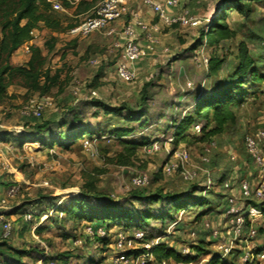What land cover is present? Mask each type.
Segmentation results:
<instances>
[{
  "label": "rangeland",
  "instance_id": "obj_1",
  "mask_svg": "<svg viewBox=\"0 0 264 264\" xmlns=\"http://www.w3.org/2000/svg\"><path fill=\"white\" fill-rule=\"evenodd\" d=\"M56 1L63 6V10L54 9L63 20L62 27L55 32L40 27L32 42L41 48L45 67L52 73L60 71L58 81L47 92H39L28 90L21 78L15 76L0 105V200H7L0 202V214L13 225L7 238L0 228V242L5 241L7 253L19 257L24 264H112L117 232L130 233L131 229L111 222L107 228L109 241L104 243L98 234L87 232L90 225L96 228L95 222L67 213L65 207L70 199L81 197L80 193L100 194L128 206L146 208L144 200L134 199V193L168 194L184 190L206 194L211 199V212L199 217L203 207L190 206L177 213L172 210L173 218L165 222L150 218L140 224L147 232V242L152 246L163 242L183 259L166 258L169 264H200L214 253L242 264L241 249H247L249 244L264 248V231L246 243L225 224L227 218L221 211L224 207L221 199L225 196L221 194L235 196L240 206L243 200L240 182L247 178L256 188L262 181L257 165L246 153L244 137L247 131L264 125V83L245 84L246 100L230 105L236 120L228 122L215 135L204 137L203 132L196 134L192 127L196 123L206 125V130L213 127L212 111L207 116L191 113L197 92L216 87L237 67L241 46L248 48L264 72V1L250 2V16L232 10L224 22L231 32L226 36H209L206 31L222 0H179L174 15H186L188 22L164 23L158 30L145 34L158 40L163 37L164 44L159 51L154 46L156 52L151 49L136 61V77L132 81L118 77L116 64L121 48L115 45L118 36L107 33L109 27L119 30L122 24L112 23L93 32L94 36L71 38L65 35V28L70 23L79 24L92 9L75 17L71 15L74 7L78 4L77 9L85 10L88 0ZM52 36L55 42L50 49ZM26 43L13 53L12 64H26L31 54ZM164 47L169 50L162 52ZM211 57L222 61L215 70L209 66ZM95 58L96 64L91 62ZM144 91L148 99L142 121L129 123L122 115L107 113L94 104L100 100L112 107L126 104L138 110ZM31 99L44 103L40 117L23 113ZM74 115L88 123L95 133L77 138L67 147L48 142L47 128L54 133L67 131ZM186 116L193 120L182 130L185 137L178 134L180 140L175 142V125ZM44 123L49 125L43 126ZM130 125L134 130L124 139L140 143L147 139L131 155L123 139L110 134L115 127ZM26 134L33 135L22 140L20 137ZM181 149L189 151V161L185 166L166 171L164 166L176 162V153ZM231 152L237 154V160L230 158ZM185 169H195L197 175L187 180ZM137 174L147 176L144 187L134 186L132 178ZM208 178L213 185L204 193ZM11 189H15L13 195L9 194ZM262 201L252 198L245 203L260 206ZM150 206L157 211L169 203L157 201ZM212 227L220 230L218 237L211 234ZM194 230L195 236L191 234ZM218 242L230 247L227 255ZM199 244L205 249L197 256L195 246ZM187 256L195 258L185 261ZM8 262L12 263L11 259L0 254V264Z\"/></svg>",
  "mask_w": 264,
  "mask_h": 264
},
{
  "label": "trees",
  "instance_id": "obj_2",
  "mask_svg": "<svg viewBox=\"0 0 264 264\" xmlns=\"http://www.w3.org/2000/svg\"><path fill=\"white\" fill-rule=\"evenodd\" d=\"M96 1L97 0H90L85 2L89 7ZM263 1L264 0H222L221 5L215 12V18L210 24V29L206 31L207 35H228L231 31L224 22L232 10L238 9L245 16H250L252 10L250 2L259 3ZM41 23L44 26L51 28L53 31L60 29L63 25L62 18L54 11L50 0H0V105L6 98L8 87L12 83L15 76L21 78L23 86L28 90L39 92H47L50 87L58 81L60 71L56 69L54 73H52L51 69L45 67V58L38 45L31 44L29 46L31 55L26 64L14 65L10 61V58L17 49L33 39L32 33L35 29H39L41 27ZM74 25L75 24L70 23L68 27H72ZM51 39V42L48 43L50 49L54 47L55 37L52 36ZM221 64L222 61L217 59V57H211L209 59V66L212 70L217 69ZM251 82L258 84L264 83V72L260 70L255 57L249 52L248 48L246 46H241L239 52V63L233 72L220 80L216 87L208 90H201L196 94L195 105L191 110V113H195L198 116H207V113L212 111L213 119L215 121V125L208 130L205 129L206 125H203L202 132L204 137L212 136L223 131L228 122L236 120V113L230 105L246 100L248 93L247 91H244L245 84ZM141 99V108L138 110L130 108L126 104L112 107L100 100L96 101L94 104L96 106H100L107 113L110 112L122 115L124 120L131 123L132 121H142L143 119L145 113L144 107L148 99L145 91L143 92ZM192 120L191 116H186L179 124L175 125V142L180 140L176 137V135L182 134L181 137H185L182 130L188 127ZM69 123V129L61 133H54L50 127V129L47 128L46 138L49 140L47 141L54 143L58 142L67 147L70 142L76 140L77 138L95 133L94 129H92L88 123H83L76 115L73 116ZM75 123L78 125L73 126ZM48 125L49 123H44L43 126ZM194 125L192 127H194ZM38 128L41 130V126ZM133 130V125L121 126L113 128L110 133L119 139H123L124 146L130 155L134 154L139 144L147 143V139H143L141 143L139 141H129L124 139L130 135ZM1 133L2 132H0V134ZM32 135L33 134H26V136H22L20 138L22 140L31 139ZM144 186H139L137 188ZM80 194L81 197H74L70 199V203H68L65 209L69 214L88 219L91 223L95 222L96 227L104 226L108 228L109 224L113 222L115 224H121L128 229H141L142 227H140V224L146 223L150 218H154L162 222H165L168 218H173V214L171 213L172 210L177 213L178 211L189 208L190 206H202L203 209L198 213L199 217L210 213L212 210L210 205L211 199L206 194L197 195L189 190L168 194H162L161 192H154L148 195H144L141 192L134 193L132 195L134 199L144 200V203L147 205L146 208L128 206L121 201L107 199L100 194ZM223 195L225 196L221 199V202L224 207L221 211L222 214L225 215L230 196H227L224 193L221 194V196ZM90 200H96L97 203L93 205L88 202ZM128 201L129 200H127V202ZM157 201L167 202L169 203V206L162 207L156 211L150 206V204ZM86 207L89 209H86ZM259 207L264 212V200ZM249 225L250 223L247 222L246 226L249 227ZM212 229L214 228L212 227ZM102 239L104 243L109 241L108 238ZM195 249L197 250V256H199L205 248L199 244L195 246ZM244 250L245 248L241 249V257ZM18 251L19 253L21 252V250ZM151 251L155 256L156 262H161L169 257H174L176 261L183 260L179 254L175 253L174 250L170 249L163 242L153 245ZM7 252L8 250L6 249L5 241H1L0 254L11 259L12 263H8L24 264L22 259ZM193 258L195 257L187 256L185 261H191ZM205 264H235V261L229 260V257L223 256L220 253H214L209 257Z\"/></svg>",
  "mask_w": 264,
  "mask_h": 264
},
{
  "label": "built area",
  "instance_id": "obj_3",
  "mask_svg": "<svg viewBox=\"0 0 264 264\" xmlns=\"http://www.w3.org/2000/svg\"><path fill=\"white\" fill-rule=\"evenodd\" d=\"M132 2H140L142 5L151 9L160 20L167 24H174L180 22L185 24L188 22V17L175 16L170 8L178 5L179 0H101L94 8L93 13L81 21L79 24L71 27L69 33L73 37H86L91 35L95 31H101L108 28L112 23H116L124 18L129 11V5ZM52 6L56 10H63L61 2L54 1ZM136 20L134 23H123L119 30L111 28V32L118 36V41L115 43L116 46L121 48V57L116 64V73L123 81H132L136 77V61L145 54V51L139 43L137 37V27L148 31V25L144 20L138 17V13H134ZM157 29V28H156ZM150 33V32H149ZM152 41L156 38L151 37ZM148 35V36H149ZM169 49L165 48L167 52ZM92 63L96 64L98 59H92ZM96 91L93 90V94ZM43 102H36L34 99L30 100V103L25 106L23 110L24 114H31L33 117H40L43 112ZM203 124L196 123L193 127L196 134L202 132ZM244 147L246 153L250 157L251 161L257 165L259 169V175L262 181L256 188H253L249 179H243L240 182V191H242L243 200L241 205L237 206V200L235 196H230L225 212L227 220L225 224L229 225L232 232L244 238L245 242L248 243V239L256 237L260 231H264V212L258 205L246 202L251 198H255L258 201L264 200V125L252 130L247 131L244 137ZM178 159L176 162L164 166L165 170L171 172L179 165H184L190 159V153L187 149H181L176 153ZM232 160H237V154L235 152L230 153ZM205 160H208L205 158ZM197 175L195 169H185L184 178L192 179ZM132 182L135 187L144 186L148 183L147 176L145 174H137L133 176ZM213 182L210 178L206 182L204 193L211 189ZM15 189L9 190V194L13 195ZM1 203H6V198L0 200ZM30 216V215H29ZM250 225L247 228V235L243 234L246 227V223ZM0 228L2 229V236L7 238L10 237L13 231L12 222L5 218L3 214H0ZM89 234H98L102 238H108L110 232L104 226H98L96 228L90 225L87 229ZM195 236V231L191 233ZM214 237L220 235L219 229H212ZM147 232L143 229L134 228L131 229L130 233L118 231L115 237V254L112 257V264H169L164 259L161 262H156L155 256L151 251L152 245L146 241ZM220 248H225V255L230 252V247L225 246L221 242H218ZM141 245V247H138ZM189 251V250H188ZM243 264H258L261 260H264V248L258 249L254 244L248 245L247 249L241 257ZM208 259H203L200 264L207 262ZM181 264H187V262Z\"/></svg>",
  "mask_w": 264,
  "mask_h": 264
},
{
  "label": "crops",
  "instance_id": "obj_4",
  "mask_svg": "<svg viewBox=\"0 0 264 264\" xmlns=\"http://www.w3.org/2000/svg\"><path fill=\"white\" fill-rule=\"evenodd\" d=\"M52 3L56 0H50ZM71 3L73 2L72 0H69ZM90 1V0H88ZM101 0H97L95 3H93L91 6L89 7H86L85 10L78 8V4L74 7L75 8V12L74 13H71L72 16H79L81 14H84L88 11H90V9H92L90 15L93 13V10H94V7L100 2ZM176 10H177V6L175 7H172L170 8V11L173 13V14H176ZM134 13H138V17L142 20L145 21V23H147L148 25V31H146L145 29H141L140 27H137V37H138V40H139V43L141 44V46L143 47L144 51H145V54L147 55L148 52H150V50L156 46L155 48L157 49L156 51H159V47L164 44V40H163V37L160 38L158 40V38L155 40V41H152L151 38L148 36V35H145L147 34V32H152L154 30H158L159 28H161L162 26H164V22L162 20H160V18L151 11V9H149L148 7L142 5L140 2H132L130 5H129V11L128 13L124 16V18L120 21H118V25L120 24H123V23H134L135 20H136V17L134 16ZM62 23H63V20H62ZM75 26V25H74ZM41 27H45V28H48L46 26H44L42 23H41ZM73 27V26H72ZM113 27V26H112ZM112 27H109V29L107 30V33L108 34H112L111 32V28ZM71 28V27H70ZM68 27L65 28V35L66 36H69L71 38H74L70 33H69V29ZM157 28V29H156ZM50 30H52L51 28H48ZM38 29H35L33 31V35H35V32L37 31ZM53 31V30H52ZM55 32V31H53ZM92 36H94V34L92 33L91 34ZM147 36V37H146ZM91 37V36H90ZM33 40V39H32ZM32 40H30L29 42V45H28V49L30 51V48L29 46L31 44H33ZM26 43V44H27ZM167 48V47H164L162 48L163 50H161L162 52L164 51V49ZM18 50V49H17ZM16 50V51H17ZM153 50V49H152ZM154 51V50H153ZM154 51V52H156ZM153 53V52H152ZM31 55V54H30ZM1 160V159H0ZM4 215V214H3ZM36 229V226L34 227ZM188 263V262H187ZM191 264V263H189ZM258 264H264V260H261Z\"/></svg>",
  "mask_w": 264,
  "mask_h": 264
}]
</instances>
